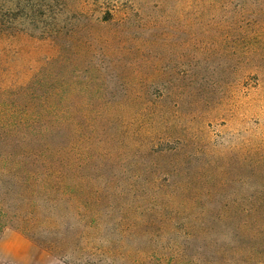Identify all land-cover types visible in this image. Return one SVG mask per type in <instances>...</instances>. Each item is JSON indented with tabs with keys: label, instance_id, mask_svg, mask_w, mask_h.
Masks as SVG:
<instances>
[{
	"label": "rangeland",
	"instance_id": "obj_1",
	"mask_svg": "<svg viewBox=\"0 0 264 264\" xmlns=\"http://www.w3.org/2000/svg\"><path fill=\"white\" fill-rule=\"evenodd\" d=\"M0 13V91L65 88L55 103L82 162L79 210L19 213L0 264H264V231L245 226L264 171V0H0Z\"/></svg>",
	"mask_w": 264,
	"mask_h": 264
},
{
	"label": "trees",
	"instance_id": "obj_2",
	"mask_svg": "<svg viewBox=\"0 0 264 264\" xmlns=\"http://www.w3.org/2000/svg\"><path fill=\"white\" fill-rule=\"evenodd\" d=\"M2 25L0 19L1 37ZM46 78L43 76L42 85ZM40 83L39 79L33 85L0 91V234L19 213L22 222L29 224V218L23 215L27 212L74 214L70 205L75 213L79 210L71 181L80 180L82 162L68 140L69 110L55 103V98L64 100L67 92L54 86L40 91L36 87ZM251 175L262 176V181L245 194V226L249 221L263 232L264 171H251ZM15 227L28 234L25 227Z\"/></svg>",
	"mask_w": 264,
	"mask_h": 264
},
{
	"label": "crops",
	"instance_id": "obj_3",
	"mask_svg": "<svg viewBox=\"0 0 264 264\" xmlns=\"http://www.w3.org/2000/svg\"><path fill=\"white\" fill-rule=\"evenodd\" d=\"M22 239H23V242H25V243H28V242H30L27 238H25V237H21Z\"/></svg>",
	"mask_w": 264,
	"mask_h": 264
}]
</instances>
